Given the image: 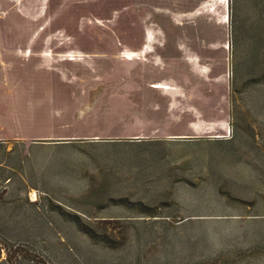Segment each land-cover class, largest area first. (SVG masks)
Here are the masks:
<instances>
[{
	"label": "rangeland",
	"instance_id": "rangeland-1",
	"mask_svg": "<svg viewBox=\"0 0 264 264\" xmlns=\"http://www.w3.org/2000/svg\"><path fill=\"white\" fill-rule=\"evenodd\" d=\"M0 122V264H264V0H0Z\"/></svg>",
	"mask_w": 264,
	"mask_h": 264
},
{
	"label": "crops",
	"instance_id": "crops-1",
	"mask_svg": "<svg viewBox=\"0 0 264 264\" xmlns=\"http://www.w3.org/2000/svg\"><path fill=\"white\" fill-rule=\"evenodd\" d=\"M9 119H10V115H9ZM8 127H10L8 124H3L0 122V146H4V147H8L9 144L3 140L6 139V134H8ZM2 129V130H1ZM11 173V168L10 166H6L4 165L3 163L0 162V182L1 183H4V184H10L12 182V178L11 176L9 175ZM2 205V204H1ZM5 205V204H4ZM5 206L9 207L8 204H6ZM9 215V218H6V219H0V224H8V225H11V224H15L16 222V219L12 218L14 217L13 214H8ZM12 216V217H11ZM17 227L15 226H6L4 227V229L2 227H0V229H7V230H14L16 229Z\"/></svg>",
	"mask_w": 264,
	"mask_h": 264
},
{
	"label": "bare ground",
	"instance_id": "bare-ground-1",
	"mask_svg": "<svg viewBox=\"0 0 264 264\" xmlns=\"http://www.w3.org/2000/svg\"><path fill=\"white\" fill-rule=\"evenodd\" d=\"M128 60H133V58H128ZM31 197H32L33 201H37V194H36V192H32Z\"/></svg>",
	"mask_w": 264,
	"mask_h": 264
}]
</instances>
